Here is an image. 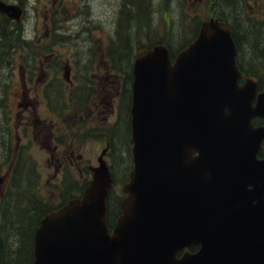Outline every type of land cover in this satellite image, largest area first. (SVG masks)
<instances>
[{
  "label": "water",
  "instance_id": "obj_1",
  "mask_svg": "<svg viewBox=\"0 0 264 264\" xmlns=\"http://www.w3.org/2000/svg\"><path fill=\"white\" fill-rule=\"evenodd\" d=\"M0 12L19 20L24 8L0 0ZM235 55L218 17L174 57L161 42L136 50L121 212L108 225L100 157L83 194L41 217L31 264H264V126L252 121L264 91L253 103L255 78L238 82Z\"/></svg>",
  "mask_w": 264,
  "mask_h": 264
},
{
  "label": "flooded vegetation",
  "instance_id": "obj_2",
  "mask_svg": "<svg viewBox=\"0 0 264 264\" xmlns=\"http://www.w3.org/2000/svg\"><path fill=\"white\" fill-rule=\"evenodd\" d=\"M263 3L264 0H241L238 3L241 11L238 32L241 49L239 51L236 47L235 55L240 71L238 82L241 84L246 78H255L253 103L257 95L264 91V74L250 70L251 63H259L260 71L264 70L261 67L264 66V12L261 10L262 14L254 16L250 8ZM88 49L78 48L79 53L63 58L42 46L35 49L33 57L30 55L19 64H10V69L15 65L20 69V86L11 98L5 91L0 100V195L11 191L20 178L35 177L34 181L39 182L36 170L40 162L31 152L33 146L46 147L49 154L45 148L48 155L42 160L43 164L54 167L53 172L48 174L47 188L56 201L49 200L50 204L36 206L34 210L42 213L36 224L32 220L27 228L34 225L35 229L45 213L60 208L71 198L81 196L100 157L108 165L114 182L112 163L108 162V158L113 160L114 157V131L119 124L124 125L125 134L129 130L131 142L130 106L135 54L129 80L126 68L117 66L113 72V55L106 53V47L102 48L101 55L107 67H103V71L100 68L93 70L96 54ZM14 50V47L10 49L8 58ZM47 60H55L56 63L47 65ZM240 60L247 63L240 64ZM113 114L116 117L114 121L110 118ZM122 120L123 124L120 123ZM252 121L254 125L264 126V114L253 116ZM87 137L105 139L104 146L96 155V164H91L94 159H85L79 150L80 140ZM62 144L64 148L60 149ZM257 157L264 158V138ZM131 169L132 166L126 181L130 178ZM124 195L118 203L113 222L107 219L109 225H114L121 212Z\"/></svg>",
  "mask_w": 264,
  "mask_h": 264
},
{
  "label": "rangeland",
  "instance_id": "obj_3",
  "mask_svg": "<svg viewBox=\"0 0 264 264\" xmlns=\"http://www.w3.org/2000/svg\"><path fill=\"white\" fill-rule=\"evenodd\" d=\"M20 2L25 11L21 16L22 40L16 38V47L10 58L0 56V100L5 94L10 95L16 93L19 89L20 69L15 65L23 62L24 57H33L36 50L42 46L47 50H53L58 57L67 58L72 53H79V49L91 51L96 54L93 70L107 67V62L103 60V49L109 35L113 37V28L118 17V10L123 0H6ZM241 0L235 3H227L222 1V9L229 13L238 6L240 11ZM213 4L212 0H154L153 12L151 15V30L155 28V36L162 37L167 40L168 44L175 47L182 46L186 40L191 37V28L194 18L204 17L210 13ZM242 8V6H241ZM254 13L262 14L264 12V3L253 5L250 8ZM2 14V13H1ZM6 16V15H5ZM13 20V19H12ZM8 18L10 25L15 23ZM16 21V20H15ZM15 26V25H14ZM13 26V27H14ZM17 27V26H15ZM164 31V32H163ZM149 30L143 34L136 44H143L148 40ZM186 39V40H185ZM7 43V42H6ZM136 50V49H135ZM51 52V51H50ZM48 53V52H47ZM100 53V55H99ZM46 54V53H45ZM10 55V54H9ZM8 55V56H9ZM41 57H44L42 55ZM8 62V63H7ZM25 62V61H24ZM56 63L55 60H47L49 63ZM240 60V64H246ZM100 64V65H99ZM259 63H251L250 70L264 74V70L260 71ZM118 64L113 63V72ZM264 68V66H261ZM113 114L110 118L112 121L116 117ZM123 124V120L120 122ZM113 153L114 157L108 158V162L112 163L114 182L112 190L108 197V215L110 220H114V216L118 211V203L124 194L123 184L127 180L128 172L132 165L131 142L129 139L130 132L127 130L125 134L124 125L119 124L114 131ZM83 157L87 160L93 158L91 164H96V155L104 146L105 139H89L80 140ZM46 148V147H45ZM42 148L33 146L31 152L39 160L40 165L36 172L39 174V182L34 181L35 177L30 179L18 180L15 186L11 187V191L4 195H0V229L5 231L6 235L5 251L9 254V260L16 262V250L23 248L21 243V234L29 226V222L34 219V214L38 205L50 204L56 201L55 196L49 194L47 188V177L53 172L54 167L43 164V159L48 154ZM64 148V145H59ZM31 180V181H30ZM66 185V184H65ZM65 185L60 189L64 190ZM51 200V201H49ZM43 201V202H42ZM33 227V226H32ZM15 232L10 234L11 232ZM19 233V234H18ZM19 247V248H18ZM27 256L21 258V264H27Z\"/></svg>",
  "mask_w": 264,
  "mask_h": 264
},
{
  "label": "trees",
  "instance_id": "obj_4",
  "mask_svg": "<svg viewBox=\"0 0 264 264\" xmlns=\"http://www.w3.org/2000/svg\"><path fill=\"white\" fill-rule=\"evenodd\" d=\"M213 4L210 8V13H207L206 16L198 18L197 16L194 18L193 25L191 28V37L189 40L179 47H175L173 45L168 44L167 40L164 38L155 36V28L151 30V15L153 12V3L154 0H123L121 7L118 10V17L116 19L114 28H113V37L109 35L108 39L105 41L106 53L113 55V63L118 64V67L126 68V72L128 74V78H131L130 65L132 58L135 54V49L143 46H151L154 43L162 42L166 44L170 51L171 55L174 57L175 54L184 46H186L197 34L199 30V26L201 22L209 17H218L225 21H227L232 36L234 38L236 47L240 51L241 44L238 38L239 26L241 23V11H239L238 6H235V10L227 13L224 9H222V1L227 3H235L237 5L238 0H212ZM15 24L10 25L8 22V17L4 14L0 13V56L3 57L4 61L6 57L10 54L9 51L11 48L16 46V38L18 41L22 40L21 35V23L20 21L12 20ZM14 26V27H13ZM149 30L150 35L148 36V40L143 44H136V41L141 39L142 35L147 33ZM164 32V31H163ZM7 42V43H6ZM1 62V58H0ZM128 80V82H129ZM129 90V87H128ZM42 212L36 211L34 219L36 218V222L38 217ZM109 217V215H107ZM34 222V225L36 224ZM34 225L33 227H29L24 232H20L21 234V243H23V248H19L16 250V262L9 260V254L5 251V243H6V233L3 230H0V260L3 264H21V258L23 256H27L28 263L31 264L32 259V242H33V233H34ZM15 233L14 231L10 234ZM19 234V233H18ZM197 245L189 246L190 250L193 251L197 249Z\"/></svg>",
  "mask_w": 264,
  "mask_h": 264
},
{
  "label": "bare ground",
  "instance_id": "obj_5",
  "mask_svg": "<svg viewBox=\"0 0 264 264\" xmlns=\"http://www.w3.org/2000/svg\"><path fill=\"white\" fill-rule=\"evenodd\" d=\"M234 3V2H233Z\"/></svg>",
  "mask_w": 264,
  "mask_h": 264
}]
</instances>
